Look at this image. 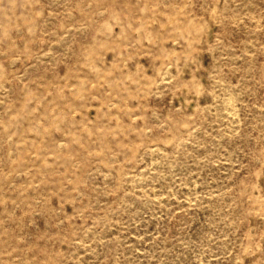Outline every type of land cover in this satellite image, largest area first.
Here are the masks:
<instances>
[{"label": "rangeland", "instance_id": "rangeland-1", "mask_svg": "<svg viewBox=\"0 0 264 264\" xmlns=\"http://www.w3.org/2000/svg\"><path fill=\"white\" fill-rule=\"evenodd\" d=\"M0 264H264V0H0Z\"/></svg>", "mask_w": 264, "mask_h": 264}]
</instances>
